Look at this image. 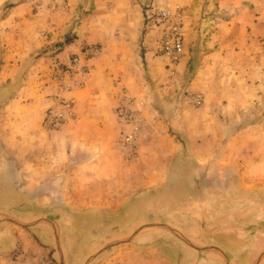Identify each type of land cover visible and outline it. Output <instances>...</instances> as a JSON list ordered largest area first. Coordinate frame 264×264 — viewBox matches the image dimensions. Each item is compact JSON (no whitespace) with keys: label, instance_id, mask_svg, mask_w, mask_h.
<instances>
[{"label":"crops","instance_id":"1","mask_svg":"<svg viewBox=\"0 0 264 264\" xmlns=\"http://www.w3.org/2000/svg\"><path fill=\"white\" fill-rule=\"evenodd\" d=\"M147 1L68 0L65 10L45 3L35 11L24 0L0 12V264L19 247L34 263L51 255L79 264L103 239L102 229L135 227L152 216L178 228L199 226V241L222 246L227 263L228 255L264 264V0L162 4H189L177 73L211 109L200 119L181 108L147 109L151 132L130 164L116 150L118 86L153 98L159 110L160 100L176 102L167 71L149 91L140 75ZM95 43L103 53L88 61L91 74L73 94L75 120L46 130L57 64ZM175 127L190 139L188 156ZM122 252L114 261L129 259L133 247ZM162 253L168 264L173 254ZM182 254L178 264H185ZM201 257L198 264H217Z\"/></svg>","mask_w":264,"mask_h":264},{"label":"rangeland","instance_id":"2","mask_svg":"<svg viewBox=\"0 0 264 264\" xmlns=\"http://www.w3.org/2000/svg\"><path fill=\"white\" fill-rule=\"evenodd\" d=\"M21 1H24V0H3L0 5V12L5 11V9L10 7L11 5H14L15 3H18ZM30 1L32 2V5H33L34 0H30ZM175 1L180 2L179 0H150V1L145 2V4H143L142 7L144 8V12H145L147 10V7L151 5L152 2H155L157 5H160V4L162 5L163 3H167V2L176 3ZM185 2H188V0H185ZM47 5L49 4L47 3ZM176 5H179V4H176ZM188 5L187 3H183L179 5L184 8L187 16L190 15ZM80 6L81 5H79L78 7ZM32 7L35 11L39 9V8H36L34 5ZM82 8L83 6L80 9ZM82 13L84 14V16L89 14V9L85 8L84 6V9H82ZM146 34L147 33L144 30L140 38V49H139L138 60L141 64L140 65L141 66L140 75L143 79V84L146 85L149 91L153 89V87H156V85H158L159 77L163 76V72L167 71V69H166L165 60L161 57L156 56L155 54L151 52L152 46L150 47L149 45H147V40H150L151 38V41H152L153 38L152 36L150 35L147 36ZM185 38H186V35H185ZM149 52H151L152 54L148 55ZM166 78L169 81V84L171 86L169 94H171V92H175L172 98L174 100L176 99V102L171 101L169 104H167L168 103L167 101L163 102L160 100L162 110H159V106L153 98H149L145 95L142 96V95H138L135 93H131L137 96L138 98H141L142 100L146 101V107L143 109V115H144V119L146 122V130L142 134V137L151 132L150 129H148L147 127V119H148V117L146 116L147 109L149 110L151 109L157 112L159 111L160 114H166L175 109L177 110V108H181L182 111H187V112H191L195 114V117L197 119L206 117L208 115V110L211 109V106L206 103V100H205L204 105L200 107H197L188 101L187 99L188 94L201 93L204 95V98H205V94L201 91L191 90L190 86L184 83V80L182 81V78L179 72L177 73L175 77H170L166 73ZM119 86H125V85L120 84ZM119 86H118V90H119ZM125 87L128 88V86H125ZM160 88H163L162 84ZM173 130L176 132L177 130L179 131L178 133L180 136L174 133V135H176L174 137H176L178 141H181L184 143V145L187 148V151L183 152V155L188 156V154H190V150L188 149V147L191 145V142L189 143L190 139L186 140L185 134L181 133L178 127L173 128ZM142 137L140 140V146H141ZM185 140L186 142H184ZM202 141H205V142L203 144V147L200 150L202 154L206 155V151H207L206 138H204ZM137 159H138V155L134 161H127V162L131 164L135 162ZM141 191L142 190L140 191L138 190V192L136 193V196H138L137 194ZM134 200L136 202H139L140 198L135 197ZM192 217H193L192 220L194 224H197L198 220L196 217L198 216L193 214ZM157 221H159V219L157 217L152 216L150 220H147L144 223L138 222V225H136L135 227H131V226L128 228L119 227L114 230H106V229L103 230L102 229L101 235L103 239L99 240L98 245L94 248L93 252L86 257L85 261L79 264H113L111 260H113V262L116 264H164L166 261L164 260L165 258L163 256L165 254L162 253L163 250H168L169 255H171L170 252L173 254L171 255L172 258H170V256L167 258L168 264H178L177 259L174 258L177 252H179L181 256L183 255L182 253L185 254V259H186L185 264H195V262L196 264H198L200 260L202 259L201 256L213 257L215 258V261L213 259L212 262H216L217 264H242L239 261H235V260L231 261L228 255H227V258L229 259L228 263L225 260V258L219 257L221 253L226 252L222 249V246H218V245L215 246L214 242H210V241L209 242H203L201 240L199 241L198 235H200L201 232H204V230H202L199 226H195V229L191 230L190 227L178 228L176 226L165 224L162 222L160 223ZM117 224L120 225L121 223H117ZM153 238H158V239L155 240ZM169 242H173L175 246L176 244H178L179 246H182L184 248L183 251L181 252L179 249H176V247L170 245ZM128 247L130 248L133 247V252H134V253L131 252L130 258L125 260L124 262H122L121 259H119V262L114 261L113 257L122 255L124 253L122 252V250ZM211 249H213V251H210ZM21 254L29 257L30 264H38L41 259L46 258V257H52L51 255H47V256L42 257L41 259H38L37 262L34 263L33 256L29 254L28 252L24 251L21 247H19L13 251V254L11 255V257L8 258L9 263H6V264H10L11 263L10 261L14 256L21 255ZM127 254L128 253H125V255ZM263 256H264V252H263ZM52 258L55 259L54 257ZM261 258L262 257H260V259ZM180 260L182 261L183 259H180ZM55 261L57 262V264H59L57 259H55ZM246 264H255V260H253L252 263L248 262Z\"/></svg>","mask_w":264,"mask_h":264},{"label":"built area","instance_id":"3","mask_svg":"<svg viewBox=\"0 0 264 264\" xmlns=\"http://www.w3.org/2000/svg\"><path fill=\"white\" fill-rule=\"evenodd\" d=\"M56 10H65L68 0H34L33 5L41 8L45 3ZM186 12L179 5L151 4L145 11V26L152 36L154 54L165 60L170 77L177 75V67L185 56ZM103 51L97 44L84 47L80 54L73 55L68 63L57 64L54 72L56 86L48 95L49 107L44 114L43 126L50 132H59L76 118V103L73 94L83 88L91 74L88 63L101 57ZM188 101L197 107L204 105L201 93L188 94ZM146 101L131 94L125 86H119L115 97L114 114L118 124L116 150L126 161L137 158L142 134L146 130L143 109ZM26 255H16L10 264H30ZM38 264H57L52 257L40 260Z\"/></svg>","mask_w":264,"mask_h":264},{"label":"trees","instance_id":"4","mask_svg":"<svg viewBox=\"0 0 264 264\" xmlns=\"http://www.w3.org/2000/svg\"><path fill=\"white\" fill-rule=\"evenodd\" d=\"M144 30L146 31V33L149 34V31L147 30L146 26L144 27ZM71 42L70 38L67 39V43Z\"/></svg>","mask_w":264,"mask_h":264}]
</instances>
